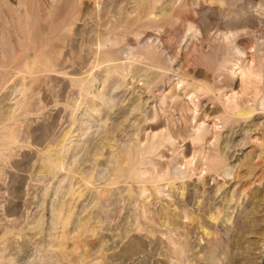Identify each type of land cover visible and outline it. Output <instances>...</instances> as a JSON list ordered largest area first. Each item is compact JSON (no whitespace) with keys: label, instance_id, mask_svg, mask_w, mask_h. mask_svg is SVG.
<instances>
[{"label":"rangeland","instance_id":"rangeland-1","mask_svg":"<svg viewBox=\"0 0 264 264\" xmlns=\"http://www.w3.org/2000/svg\"><path fill=\"white\" fill-rule=\"evenodd\" d=\"M0 264H264V0H0Z\"/></svg>","mask_w":264,"mask_h":264}]
</instances>
